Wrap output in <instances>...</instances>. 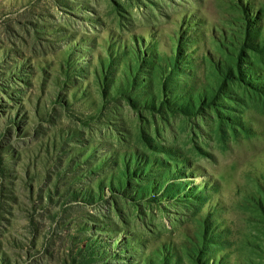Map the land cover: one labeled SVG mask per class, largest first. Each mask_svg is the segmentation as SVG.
Returning a JSON list of instances; mask_svg holds the SVG:
<instances>
[{"label":"rangeland","instance_id":"obj_1","mask_svg":"<svg viewBox=\"0 0 264 264\" xmlns=\"http://www.w3.org/2000/svg\"><path fill=\"white\" fill-rule=\"evenodd\" d=\"M0 264H264V0H0Z\"/></svg>","mask_w":264,"mask_h":264}]
</instances>
